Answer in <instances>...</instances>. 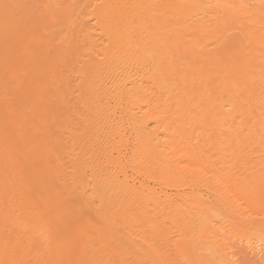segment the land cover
<instances>
[{
	"label": "bare ground",
	"instance_id": "1",
	"mask_svg": "<svg viewBox=\"0 0 264 264\" xmlns=\"http://www.w3.org/2000/svg\"><path fill=\"white\" fill-rule=\"evenodd\" d=\"M60 1L66 34L37 51L31 36L26 76L11 69L32 95L9 111L19 150L0 129V264L261 260L264 0H190L200 15L257 18L252 42L231 48L223 35L129 31L113 9L139 0ZM236 230L257 233L239 248Z\"/></svg>",
	"mask_w": 264,
	"mask_h": 264
},
{
	"label": "rangeland",
	"instance_id": "2",
	"mask_svg": "<svg viewBox=\"0 0 264 264\" xmlns=\"http://www.w3.org/2000/svg\"><path fill=\"white\" fill-rule=\"evenodd\" d=\"M50 1L51 3L49 2V0H0V129L1 134L5 137L4 140L6 141L7 146L14 148L16 151L19 150L20 146L17 145V130L15 129V131H13L11 129L10 124L12 119L11 115H9V111L11 110V107H13L14 109L18 106L21 109L26 108L27 104L29 103L27 101L30 99L32 94H23V90H17V84L13 81L14 79L11 76V69H15V67H18L16 68L19 72L18 74L26 76V73L29 70L30 62H22L19 58V54L21 52L22 57L24 56V53L20 48L25 47L27 44L31 43V36L39 46L34 47L33 44H30V48L32 47L37 51L39 47L40 49L43 48L41 41L47 39L48 36H51L54 38V40H56L62 37V33L66 34V32L64 31V27L62 30L63 15H57V12L60 9L58 10L56 8L57 5L56 7H53L54 5L52 4V2L54 0ZM62 1L63 0H61L59 3H61ZM67 1H69V3L71 4V1L74 0H66L65 2ZM87 1L89 0H75V9L78 8L79 12H86L92 9H89V6L86 5ZM116 1L119 2L120 0ZM54 2H56V0ZM139 2L141 4H144V8H142V11H132L130 13V11L126 10L124 12L122 6L119 5L120 8L116 6L113 9L114 13L111 12L113 13V17H115V15H119L121 18L124 17V21L127 22L126 27H128V30L131 32H140L144 31L147 28L150 29L153 27V31H159L161 33L167 34V36H169L170 34L176 35L178 32L185 33L187 38L190 36L195 37L196 39L201 35H223V39L227 42V47L231 48L242 45L246 41L247 43L252 42L251 37L255 36L254 31H261L258 29L260 25L257 24V18L255 17L251 19L248 18V22L241 24L237 23L235 18H232L229 14H224L221 16H216L214 14H210L208 16L204 14L200 15L197 13V8L192 5L190 0H139ZM228 2L229 0H219V5L226 6ZM69 3L63 2L62 5L59 4L61 7H59V5L58 7L65 9L66 7L70 6ZM42 7L45 10L49 8L48 10L50 13L52 11H50V9L55 8L56 15L55 17H53L55 18V23L53 18V21L50 18L54 14L49 17L50 14L47 13L48 10L46 11V14L44 10L41 9ZM33 8L35 9L34 11H36L39 15H37L33 11ZM38 8L41 9L42 14L44 12L43 17L40 15L41 13H39ZM56 9L58 11H56ZM38 17L39 19H41H37ZM56 19L59 22H57ZM157 20H161L160 25H157L160 23ZM98 32L101 33L102 31ZM198 41H200L199 38L196 42ZM57 42L58 41H56V43ZM116 51L117 54L114 59L122 60L123 57L119 58L120 56H122V54L119 53L120 50ZM8 64L10 65L9 67L7 66ZM67 75H70V73H68L66 70V76ZM255 76L258 79L259 77H264V74L260 75L258 72L255 74ZM12 94L14 95V97L12 96ZM21 101L23 102V105L20 104ZM13 108L12 110H14ZM261 154V152H256L252 156L255 158L256 156ZM216 158H218V156H216ZM262 211L264 213V210ZM224 215L226 216L225 213H223V216ZM259 226H262L264 229V222L261 221ZM174 230L175 229H172L173 232ZM254 233H257V231L251 230L247 234L249 236L246 237L244 231L236 230L229 233L228 238L232 243L235 244L236 247L240 248V246L247 242V240L249 239L248 237L253 236ZM259 235L263 236L264 240V231H261ZM166 251L168 252L169 249H166ZM166 251H164V253H166ZM174 253L175 252L169 251V254L173 256ZM174 260L177 263H181L180 258H174ZM255 263L264 264V257L258 262H253L251 260L249 264Z\"/></svg>",
	"mask_w": 264,
	"mask_h": 264
}]
</instances>
